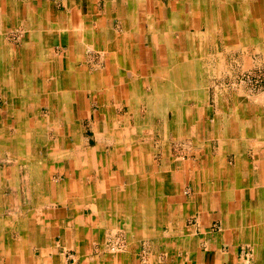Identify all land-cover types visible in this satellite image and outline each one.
<instances>
[{
	"label": "crops",
	"instance_id": "obj_1",
	"mask_svg": "<svg viewBox=\"0 0 264 264\" xmlns=\"http://www.w3.org/2000/svg\"><path fill=\"white\" fill-rule=\"evenodd\" d=\"M256 1L171 0L165 18L160 0H0V264H264V104L255 103L264 94L223 91L214 107L209 93L189 100L204 103L176 118L189 159L167 154L147 173L131 165L137 172L129 175L125 158L114 172V162L97 161L90 147L95 157L86 166L81 138L83 121L99 117L110 135H126L118 151L149 152L158 116L142 117L140 103L149 104L161 57L185 53L171 38L178 32L174 40L184 37L190 49V25L213 23L214 9H232L234 23L243 7L264 15V0ZM140 36L150 53L138 50ZM50 135L57 139L44 144ZM142 137L147 145L138 148L133 139ZM50 148L54 159H44ZM152 207L153 229L139 221ZM116 217L136 243L125 254L112 255L113 246L97 255ZM143 240L158 258L139 256Z\"/></svg>",
	"mask_w": 264,
	"mask_h": 264
},
{
	"label": "rangeland",
	"instance_id": "obj_2",
	"mask_svg": "<svg viewBox=\"0 0 264 264\" xmlns=\"http://www.w3.org/2000/svg\"><path fill=\"white\" fill-rule=\"evenodd\" d=\"M170 1L171 0H160V3L164 10L163 15L165 18H167L168 16L167 5L170 3ZM150 3L151 4L149 6V12H152L153 3L152 1ZM255 3L257 4L256 0ZM259 3L260 2L258 1V4ZM154 4L156 5V3ZM123 8L124 7L118 9L121 16H124L125 14ZM103 9L104 7L100 10ZM254 11H256V18L254 16ZM260 12L261 11L258 7L256 9H252L251 12L249 11V9L243 7L240 9L239 15L238 11L236 12L237 15L235 17L234 23V15L232 9H214L212 14L213 16L210 15V22L213 23L209 25L208 23H205V25L200 23L190 25L191 27H194L192 28V33L194 34L195 38L192 41L193 47L190 50L187 46V41L184 40V37L176 41L174 40L178 37L177 32V36L174 35V39L171 38L172 42L176 43V47L178 50H184V55L188 56L187 64L190 68H182L181 71H177L178 75L176 74V77L179 78H176V80L178 79V81L174 83L173 92H175L174 95L170 94V96H172L173 98L172 105H174L175 107L173 106L174 108L166 109V113H162V117L158 116L156 122L154 121L153 123L152 119L150 120V124H153L152 134H150L149 139L152 145L150 151L145 153L144 151H142L144 149H138L139 147H146L147 145V139L142 137L141 139H133V142L139 140V145H136L138 148L135 146V148L138 149L137 153L131 151L127 152L124 155L123 152H120L116 149L115 144L117 140L120 141L118 144L123 142L126 135H121V137L119 138L114 135H110V133L113 131H105V129H103V119H99V117H97L94 121H83L81 138H83L85 140V143H87V149L82 152L85 153V156H82V161L86 163L85 165L87 166L89 158L93 159L95 157L94 155H89L90 153L88 152V148L90 147L97 149L95 157L97 161H104L105 164L110 161L114 162V172L120 169L121 172L124 170L123 160L125 158L127 161H129V168L127 169L129 171V175H134L137 172V169L132 168L131 165L133 167H136L137 165H139V167L144 166L147 173L149 167L152 169L153 165L156 164V162L158 163L162 157L166 158L167 154L171 156L170 159H178L180 157L182 158V152H185L186 143L182 140V138H179V131H181L179 125L182 123V120L176 118L184 113L199 111V107L204 105V103L198 102L190 103L189 100L201 101L204 97L207 98V94L209 93L211 95V102L209 105L214 107L215 102L212 103V101H214V96H221L223 91H225V96L230 95V97L232 95L240 98L247 96V98L252 97L255 99L256 96L259 97V95H263L264 85L260 84L257 81L256 77H253V73H255L254 71L264 68V20H262V16L264 15ZM234 26L235 28H237L236 31L240 32L233 31L235 29L233 28ZM141 28V33L144 34L146 28L145 25L141 24ZM139 39L140 42H142L143 46H138V50H142L144 53L146 51H149L150 53L148 43L146 44L144 42L143 44L145 37L140 36ZM189 51H191L192 53ZM162 58L165 59V56H162L161 59ZM149 59L152 63V55ZM144 75L146 76V73H144ZM249 78H251L252 80L249 81ZM183 79L185 80V83L188 84L187 87L184 85V83L182 84ZM181 84L183 85V87L181 86ZM145 89H149L148 85L145 87ZM255 103L259 106H262L264 104L260 101H255ZM135 107L137 106L135 105ZM147 107L148 105L140 103L141 112L144 114V112L146 111V114H144V116L142 115V117H145V115H149L147 114V111L150 110L147 109ZM220 107L221 109H223V103ZM128 113L129 112L126 109L121 112L123 116H126V114ZM135 122L136 120L131 117V125L129 127L130 131L134 130L136 126ZM96 124L99 125L98 130L96 129ZM167 127L168 129L166 130ZM70 130L74 133L76 132L75 128H71ZM96 131L98 133L97 135L95 133ZM124 131V126L119 128V133H124ZM67 138L71 139L70 143L76 142V137L73 135L67 136L65 139ZM56 139V136H44V144L48 142L47 140L55 141ZM216 142L213 141L211 145V151L213 154L217 152V150L219 151V146ZM71 153L72 152H70V154ZM55 154L56 153H54L53 148L48 152L45 151L44 159H54ZM133 154H137L138 156H134ZM216 155L217 154L215 153L214 156ZM183 158H185V160L189 159L188 156H185ZM192 158H194V156ZM229 161L231 162L230 159H228V162ZM183 163L184 160H182V164ZM105 164L103 165L105 166ZM109 164L110 163H108V165ZM86 187L87 191L88 186ZM188 190L189 188H187L186 190L189 193ZM132 191L136 190H134V188H130L129 193H131ZM151 192L153 191L151 190ZM152 195L153 193L145 194V198L147 199L148 197H152ZM148 209L150 210V212L147 213L143 219L139 220H143V223L146 227L147 225L151 226L152 224H154L156 219L159 220V217L155 214V207ZM148 209H146V211H148ZM116 218L117 223L115 224V226L108 233H106L104 237H101V240H99V243H97V255H99V253L101 252L104 253V249H108V255L112 254L110 252V248L113 246V250L118 251L115 252V254L113 253L112 255L125 254L129 251L130 246L133 243H136V241L132 239L133 237L128 238L124 221L121 225L122 220L119 217ZM133 223L134 225H132L136 227L137 222L135 223V221L133 220ZM194 224V218H190L188 221V225L192 226ZM153 228L154 227L151 226V229ZM219 229V224L214 223L211 231L214 233L219 231ZM137 249L138 254L142 259L146 258L148 260V257L151 256H155L158 258V253L153 254L152 250L149 249V244L145 240H143V242L138 245ZM162 254L164 255L165 253H160L159 255Z\"/></svg>",
	"mask_w": 264,
	"mask_h": 264
},
{
	"label": "bare ground",
	"instance_id": "obj_3",
	"mask_svg": "<svg viewBox=\"0 0 264 264\" xmlns=\"http://www.w3.org/2000/svg\"><path fill=\"white\" fill-rule=\"evenodd\" d=\"M223 12H225V11H223ZM170 35H172V34L170 33ZM190 49H192V48H190ZM172 50H174V49H172ZM189 52H191V51H189ZM187 58H188L187 55H184V53L179 52L178 54L176 53V54L170 55V56L166 55L165 59L162 58L163 61L161 59L160 67L158 68V70H156L155 75H154L155 76V79L153 81L154 82V92H153L152 96L149 98V104H148V109L153 114L162 117V115H163L162 113H166V109L173 108V107H170V103H169L170 100L173 101V98H172V96H170V94L174 95V92H175V91L173 92L174 83L178 81V79L176 80V78H179V77H176L177 71H179V70L181 71L182 68H184V69L190 68L189 65L187 64L188 63ZM174 69H175V72H172ZM169 70H171V71H169ZM183 83L185 86H188V84L185 83L184 79L182 81V84ZM182 84H181V86L183 87ZM36 126L38 128H40L43 125H42V123H40V124H36ZM140 126H142V125H140Z\"/></svg>",
	"mask_w": 264,
	"mask_h": 264
},
{
	"label": "built area",
	"instance_id": "obj_4",
	"mask_svg": "<svg viewBox=\"0 0 264 264\" xmlns=\"http://www.w3.org/2000/svg\"><path fill=\"white\" fill-rule=\"evenodd\" d=\"M255 73H253V77L257 79V81L264 85V68L263 69H258L256 71H254ZM252 79L249 78V81H251ZM264 89V88H263Z\"/></svg>",
	"mask_w": 264,
	"mask_h": 264
}]
</instances>
